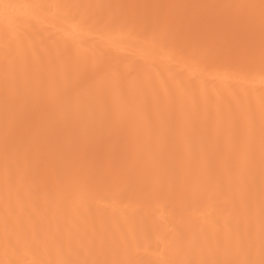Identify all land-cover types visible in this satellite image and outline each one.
Listing matches in <instances>:
<instances>
[{"label":"bare ground","instance_id":"bare-ground-1","mask_svg":"<svg viewBox=\"0 0 264 264\" xmlns=\"http://www.w3.org/2000/svg\"><path fill=\"white\" fill-rule=\"evenodd\" d=\"M260 3L0 0V264H258ZM188 12L252 15L251 59L148 19Z\"/></svg>","mask_w":264,"mask_h":264},{"label":"snow or ice","instance_id":"snow-or-ice-1","mask_svg":"<svg viewBox=\"0 0 264 264\" xmlns=\"http://www.w3.org/2000/svg\"><path fill=\"white\" fill-rule=\"evenodd\" d=\"M129 7H146L155 9L171 8H239L249 9L255 5H143ZM261 10V57L264 60V0L259 5ZM149 22L164 24L165 26H175L189 34H198L208 38L218 49L219 54L238 63L249 61L254 52V33L253 26L255 19L252 15L240 13L236 15H201L195 13H185L181 16L172 14H158L155 17H149ZM86 71V69L82 70ZM264 120V117H262ZM264 134V126H262ZM262 154H264V145H262ZM264 199V196H262ZM264 213V208H262ZM262 237H264V225H262ZM98 264V262H92ZM182 264H257L249 260H201L185 261ZM258 264H264V252Z\"/></svg>","mask_w":264,"mask_h":264}]
</instances>
